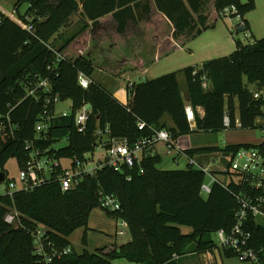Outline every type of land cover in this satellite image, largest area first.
Masks as SVG:
<instances>
[{"label": "trees", "instance_id": "trees-1", "mask_svg": "<svg viewBox=\"0 0 264 264\" xmlns=\"http://www.w3.org/2000/svg\"><path fill=\"white\" fill-rule=\"evenodd\" d=\"M23 3L29 5L25 14L18 8ZM232 5L243 18L241 26L250 30L246 16L256 9V0H18L15 10L21 20L34 24L33 33L0 11V123L8 132L0 134V167L5 179L10 159L16 158L22 167L30 157L29 142L49 149L50 156L74 161L96 150L99 129L102 133L109 130L107 138L101 139L106 146L108 138L134 146L140 139H152L160 129L170 132L173 143L195 132H220L228 129L226 115L231 120L229 129L236 128V119L243 129H262L264 97L256 99L253 92L264 88V37L244 44L234 31L237 48L232 54L145 82L129 83L127 104L97 76L96 50L113 57L117 76L149 67L213 28L220 18L235 17L225 13ZM78 12L83 20L80 29L62 34V28ZM111 20L113 26L107 24ZM91 29L92 36L88 35ZM108 43L113 44L110 53ZM80 73L90 78L88 88L79 83ZM204 79L207 88L203 87ZM43 80L51 87L48 93L38 85ZM251 84L255 89H250ZM31 90H36L35 95H30ZM56 95L61 101L71 100L74 109L68 116H54L48 128L38 132L44 110L54 113ZM85 103L91 104L92 112L81 132L75 110ZM188 105L195 110L196 129L188 120ZM199 108L204 109L203 116ZM167 116L173 126L166 124ZM139 122L146 126L140 129ZM63 140L67 141L65 145L61 144ZM243 148H257L264 157V141L193 148L185 153L192 158L222 150L232 157ZM161 162L159 154L148 153L137 158L132 167L98 168L66 191L60 183L51 181L33 190L15 191L12 196L1 195L0 264H112L117 259L137 264H180L183 256L215 250L213 234L222 228L230 231L236 223V194L246 192L254 198L264 195V188L251 186L252 176L231 169V161L222 173L212 172L220 181L214 182L207 194L202 191L208 179L204 170L193 164L185 169L163 170ZM103 195L116 196L121 209H105ZM13 207L25 226L16 228L6 222L5 216ZM96 208L114 219H124L131 240L78 252L69 237L79 228H89ZM39 225L46 228L52 242L51 247L46 245L48 253L68 247L72 251L47 263L36 252L29 231ZM182 226L192 232L184 233ZM245 229L251 234L249 246L259 255L258 264H264V225L251 216ZM83 242L88 243L86 234ZM221 250L225 257H238L235 249Z\"/></svg>", "mask_w": 264, "mask_h": 264}, {"label": "built area", "instance_id": "built-area-1", "mask_svg": "<svg viewBox=\"0 0 264 264\" xmlns=\"http://www.w3.org/2000/svg\"><path fill=\"white\" fill-rule=\"evenodd\" d=\"M0 11L13 19L15 22L20 24L24 29L29 32H34L36 27L34 24L28 22H24L19 18L16 10L8 11L5 10L0 5ZM226 14H234L235 19L238 21L237 27L243 25V18L239 13L237 6L232 5L225 10ZM2 20L0 19V23ZM79 83L84 87L88 88L91 80L84 73H80L79 75ZM39 87L43 86L44 91L46 93L51 91V87L49 86L46 80L41 81ZM203 87H208V82L206 79L203 81ZM36 90H31L30 95H35ZM254 98L258 99L264 97V88L255 89ZM51 102L48 99V103ZM62 102L58 95L54 97V113L51 115L48 109H45L42 116V121L37 124V131L40 132L46 128H48L52 118L59 114L63 116H68L70 113L63 111H58V105ZM73 102L71 101V108H73ZM75 113L76 124L79 128V131L84 132L88 121L90 113L92 112L91 104H83L80 108H77ZM72 112V111H71ZM187 117L193 129H196V113L194 108L191 105H188L186 108ZM260 121V120H259ZM225 124L228 128L231 127V120L229 115L225 116ZM236 128H241V122L239 119L235 121ZM146 126L145 122H139V128L143 129ZM264 133V126L262 128ZM155 136L151 138L140 139L134 146H130L126 141H114L113 138H108V145H104L101 142V139L107 138V134H109V130L107 133H102V130H97L96 136L98 137V146L97 148H103L106 150V161L98 162L95 166L93 163V155L94 152L87 153L84 159H75L69 160L68 158H55L50 156L47 152L49 149L42 150L38 147H35L34 142H29L27 144V149L30 151V157L25 162V164L20 169V188L17 189L15 181L6 180L5 177L3 180L0 179V196L1 195H10L12 196L15 191L18 190H33L48 184L51 181H55L60 183L63 190H69L78 186L83 177L87 174H93L98 168H102L104 166L114 167L116 170H119L123 165H128L129 167L134 166L135 160L137 159L138 154L150 147L154 142L158 140H162L165 142L168 153L172 154L173 152H180L179 147L176 142H171L172 135L166 129L155 130ZM5 132L4 124L0 123V134H7ZM264 141V136H263ZM190 164L196 165L198 168L204 170L208 177L210 178V182L206 181L202 185V191L204 193H209L212 188V184L216 181H220L219 177L212 174V170L209 167H202L197 164L195 160L187 155ZM70 161L71 166L66 167L64 165L65 161ZM231 169L233 171L240 172L247 176H252L254 179L251 182V186L255 188H264V157L260 153L257 148L246 149L243 148L239 150L235 155L231 157ZM2 170L0 171L1 178ZM5 182V185L3 183ZM238 202H239V210L236 213V223L231 228L230 231H226L225 229H220L216 234L218 235L217 246L215 249H223V248H232L238 252V259L243 262H251L253 264H258L259 255L256 250L249 246V241L251 234L245 229L246 223L249 218L252 216L256 218V220L264 225V195L254 198L252 194L246 192H240L236 194ZM102 206L109 211H118L121 209V203L116 196L113 195H103L101 197ZM5 220L8 224L20 228L21 226H25L21 221V214L16 208H11L7 212L5 216ZM117 230L116 234L125 235L129 232L128 223L120 218L116 219ZM26 229H29L26 227ZM31 232L36 252L45 257L46 262H50L54 257H60L63 254H67L72 251L71 247L65 248L63 250L53 249L51 252L46 251V245L51 247L52 242L47 235V230L45 227L39 225L34 229H29ZM177 259L178 256L174 255Z\"/></svg>", "mask_w": 264, "mask_h": 264}, {"label": "crops", "instance_id": "crops-1", "mask_svg": "<svg viewBox=\"0 0 264 264\" xmlns=\"http://www.w3.org/2000/svg\"><path fill=\"white\" fill-rule=\"evenodd\" d=\"M241 1L245 2L246 0ZM256 5V9L249 12L246 16L250 24L249 33H244V35L242 34L237 36V38L241 39L244 44H248L245 42L246 39H248L249 43H251L254 42L255 39H261L264 37V0H256ZM237 24L238 21L234 17L225 16L220 18L213 28L205 30L197 38L191 40L185 46L180 47L164 59L154 62L149 67L127 71L125 74V83L122 84V82H119L114 84V95L122 103L127 104L129 99L127 93V84L129 83L145 82L146 80L155 79L188 66L201 65L207 60L232 54L237 48L236 40L233 35V32L237 30ZM197 111L201 116H203L205 113L203 108H199ZM164 120L168 126H173V121L169 116L165 117ZM198 138L201 137L198 136L196 132L193 134L180 136L176 141L180 152L176 151L172 154L168 153L165 142L158 140L151 147L141 151L137 158H141L144 154L148 153L159 154L162 157V162L160 164L161 169H185L190 164L187 154L185 153V151L188 149L213 146L224 148L228 144H241L234 143V141L230 138L224 139L221 145L218 142L213 144L203 143V141L199 140ZM192 158L197 164L201 165L202 167H209L212 172L217 173H222L225 171L231 161V156L229 154L227 155L226 152L222 150L216 152H202L193 156ZM195 167L197 166L195 165ZM208 179L210 182L209 177ZM114 220L116 222V219ZM116 230L117 224L115 223V233ZM117 237L118 235L116 234V239L113 238L114 244H124L131 240L130 237L128 240L122 243L118 242ZM208 255L211 256L213 264H253L251 262L240 261L236 257H225L221 249H215L214 251L202 253L199 256L203 259H208Z\"/></svg>", "mask_w": 264, "mask_h": 264}, {"label": "rangeland", "instance_id": "rangeland-1", "mask_svg": "<svg viewBox=\"0 0 264 264\" xmlns=\"http://www.w3.org/2000/svg\"><path fill=\"white\" fill-rule=\"evenodd\" d=\"M18 0H0V5L8 11H12L15 9V5L17 4ZM19 10L22 14H25L29 9V5L27 3H23L19 5ZM110 18V17H108ZM111 23H107L109 26H113L112 20ZM82 15L78 12L71 16L69 21V25L67 27H63L61 33L64 34H72L80 29L82 25ZM244 33H249V30L238 33V35H244ZM88 35H93V30H89ZM111 38V37H110ZM95 39V38H94ZM246 39V38H245ZM246 43H249V40L246 39ZM108 43L107 47L109 49V53L111 52L113 44ZM79 49V50H78ZM77 50H82L81 46H79ZM76 50V49H75ZM86 52V50H84ZM108 53V54H109ZM68 54V53H67ZM69 54H77L75 51H69ZM95 59H97V76L98 79L101 80L107 88L113 91V86L115 83L122 82L125 83V73L117 76L113 72V57L110 59L109 56L105 54H99V51L94 53ZM250 89H254V85H249ZM59 112H69L71 113V100L62 101L58 105ZM199 140L203 141V143H216L218 142L220 145L222 144L223 140L226 138H230L234 141V143H251V144H259L263 142L264 133L262 129L255 128V129H243V128H231L225 129L220 132H196ZM67 143L66 140L61 142L62 145ZM106 150L103 148H97L93 155V163L92 165L95 166L98 162H105L106 161ZM64 165L66 167L71 166L70 161H65ZM6 170L8 171V178L7 180L15 181L17 189L20 188V169L21 165L19 164L16 158H12L8 161L5 166ZM1 171V167H0ZM209 181V179H207ZM5 185V182L3 183ZM206 195V194H205ZM115 220L113 217L109 216L105 210L101 208H96L93 210L89 220V228H79L77 229L70 237L69 240L72 243V247L76 249L78 252H83L84 250L89 251H96L97 249L103 248L105 246L113 245V240L116 239L114 232L115 229ZM184 233H191L192 229L190 227L182 226ZM87 231V232H86ZM87 235L88 243L85 244L83 242V238ZM131 237L130 233L127 232L125 235H119L117 237L118 242H125ZM114 238V239H113ZM213 238L218 240V235L216 233L213 234ZM200 254H189L183 256L180 259V264H213V260H211V256L208 255V259H203L199 256ZM200 257V258H199ZM210 258V259H209ZM112 264H137L130 262L126 259H117L112 262Z\"/></svg>", "mask_w": 264, "mask_h": 264}, {"label": "water", "instance_id": "water-1", "mask_svg": "<svg viewBox=\"0 0 264 264\" xmlns=\"http://www.w3.org/2000/svg\"><path fill=\"white\" fill-rule=\"evenodd\" d=\"M247 29L246 28H244V27H242V26H238L237 27V32L238 33H241V32H244V31H246ZM201 72H203V70H201ZM3 75V72L0 70V78H1V76ZM186 99L187 100H189V98H188V96L186 97ZM227 155L229 154V153H226ZM1 180H3L4 179V175L3 174H1V178H0Z\"/></svg>", "mask_w": 264, "mask_h": 264}]
</instances>
